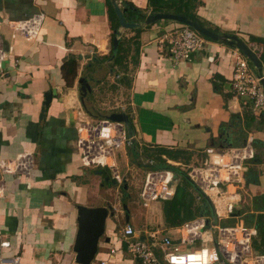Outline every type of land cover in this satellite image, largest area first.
<instances>
[{"label":"crops","instance_id":"1","mask_svg":"<svg viewBox=\"0 0 264 264\" xmlns=\"http://www.w3.org/2000/svg\"><path fill=\"white\" fill-rule=\"evenodd\" d=\"M108 1L0 0V37L6 53L3 73L0 70V160L27 151L34 157L29 174L3 176L0 197V242H10L0 246V254L17 255L21 264H79L74 244L80 206L109 211L91 264H140L123 241L127 224L139 239L152 241V234H166L179 244L181 227L204 217L200 243L190 247L216 246L217 227L244 223L243 204L254 211V197L264 194V159L256 153L247 161L243 187L232 188L241 200L231 215L220 216L207 194L212 206L193 183L195 188L181 180L188 179L194 165L207 162L209 148L239 147L250 135L254 144H264V124L259 123L264 112L244 106L231 90L232 51L237 47L210 38L191 59H175L166 35L183 23H146L152 12L149 0H116L128 7L126 19L139 23L140 29L136 61L133 44L128 66L122 67L113 62L114 54L108 58L112 33L117 28L120 39L132 37L136 27L118 24ZM202 1L195 11L207 27L238 36L260 56L264 0ZM126 3L140 8L145 18L129 14ZM40 16L35 35L16 26ZM72 58L77 62L75 78L63 68ZM81 77L92 88L84 101ZM47 93L52 99L43 112ZM246 110L257 117V127H246ZM113 112H124L130 119L129 124L122 122L130 143L115 148L116 175L106 166L85 164L77 129L82 114L96 122ZM157 169L174 172L177 191L172 199L145 205L140 197L144 177ZM210 224L215 233L206 228Z\"/></svg>","mask_w":264,"mask_h":264},{"label":"built area","instance_id":"2","mask_svg":"<svg viewBox=\"0 0 264 264\" xmlns=\"http://www.w3.org/2000/svg\"><path fill=\"white\" fill-rule=\"evenodd\" d=\"M40 20L41 16L32 21H20L16 26L26 34L35 35ZM166 38L170 45V54L175 59H191L207 43L202 34L186 24H181L175 29L174 34L166 35ZM232 55L234 58V72L231 79L233 95L241 99V103L253 112L258 114L264 112V87L261 76L254 71L250 61L240 49L234 48ZM5 58L4 43L0 37L1 71ZM77 124L78 142L84 149L85 164L106 166L116 175L115 148L130 143L124 124L110 119L93 122L84 114L80 116ZM208 153L207 162L203 165H194L188 175L212 199L216 213L220 216L231 215L241 200L239 194L232 188L243 187L246 182L247 161L255 157L254 137L250 135L242 146L224 150L209 148ZM33 167L34 157L28 151L14 158L1 159L0 197L4 195V175L29 174ZM176 191L177 183L172 170H150L144 177L140 197L147 205L153 201L172 199ZM205 225L206 219L199 217L182 226L179 244L166 234H161L159 238L156 234H152V241L139 239L135 235L134 227L130 224L123 228L122 236L127 250L140 259V264H264V252L253 248V238L257 235V229L243 222L218 226L217 246L201 244L190 247L202 238L201 232ZM9 245L8 240L0 242L3 248ZM115 251V248L111 249L112 253ZM0 264H21V260L17 255L0 254ZM100 264H107V262L102 260Z\"/></svg>","mask_w":264,"mask_h":264},{"label":"water","instance_id":"3","mask_svg":"<svg viewBox=\"0 0 264 264\" xmlns=\"http://www.w3.org/2000/svg\"><path fill=\"white\" fill-rule=\"evenodd\" d=\"M113 5L116 11V14L119 19V23L122 27L125 28H133L137 27L139 23L128 21L125 17V12L128 10V7H121L120 4L113 0ZM130 8H134L130 6ZM174 20L183 24H186L196 31H198L203 36L209 37L213 40H222L233 46H236L240 49L243 54L250 60V62L255 66L258 70L259 75L261 76V83L264 87V66L261 61L260 56L253 50L244 40L239 38L236 35H230L227 33L220 34L206 25H203L197 20L190 18L185 14L179 13H169V12H151L145 18L146 23L156 22L158 20ZM114 33L116 34L113 38V50L116 52L119 48L120 37H119V29H114ZM80 84V92L81 99L84 101V97L91 91V85L85 77H81L79 79ZM46 100L44 102L43 112L45 107L49 105L52 99V93L46 94ZM107 118L114 121L123 122L129 124L130 119L129 116L124 112H113L107 115ZM188 179L196 186V188L203 194L204 198L209 202L212 206L210 198L204 194V192L191 180L190 177ZM109 211L104 206L99 207H87L80 206L79 207V215H78V231L74 244V251L76 252V262L79 264H91L97 251L99 248V242L103 237L106 231V218ZM113 215L114 212L112 211ZM235 214V213H234ZM109 240V239H107ZM217 246V245H216ZM262 252V251H260Z\"/></svg>","mask_w":264,"mask_h":264},{"label":"trees","instance_id":"4","mask_svg":"<svg viewBox=\"0 0 264 264\" xmlns=\"http://www.w3.org/2000/svg\"><path fill=\"white\" fill-rule=\"evenodd\" d=\"M203 1L202 0H149L148 1V6L151 9L152 12H169V13H179V14H185L189 16L190 18L199 21L200 23L204 24V21L198 16V14L195 11L196 6L201 4ZM109 5V10L111 12V16L115 15L116 16V11L114 8L113 3L109 0L108 1ZM127 6H129V14H138L139 18H145L144 15H140L141 9L134 6L132 3H126ZM130 6L135 7L130 8ZM117 17V23L119 24V19ZM169 20V19H168ZM174 21V20H171ZM177 22V21H175ZM117 27V26H116ZM136 31V34L132 37H124L121 38L119 48L116 52L112 50L111 54L108 56V58H111L112 55L114 54V59L113 62L115 64H118L122 67H127L128 63H125L128 61V57L131 54L132 51V45L134 44V50H135V55L132 56L133 60L136 61V55H138V40L137 37L140 33V29L136 27L134 29ZM116 34L112 33V38L111 42L113 44V38ZM206 39H210L209 37L204 36ZM254 38V37H251ZM211 40V39H210ZM261 40V39H257ZM262 42V40H261ZM260 58L261 61L264 63V48L263 51L260 53ZM63 68H68L69 72L72 71L73 76L77 75V62L76 59L72 58L69 61H67ZM249 110H246V113L244 115L245 119V124L247 128H252L253 126H256L257 123V117L254 116L251 112L249 113ZM259 123L262 125L264 124V114L261 115ZM256 142V141H255ZM256 146V144H254ZM162 150V149H159ZM149 156H152V153L149 154ZM158 156V155H157ZM258 157V156H257ZM254 159V158H253ZM160 160V159H158ZM163 162V161H160ZM254 211H251V206L249 204H243V207L241 208V212L244 213L245 221L246 223H249L253 226H255L259 232L261 233V242L258 243L257 240L255 239V249H259L264 252V194L255 196L254 197ZM260 244V247H259Z\"/></svg>","mask_w":264,"mask_h":264},{"label":"rangeland","instance_id":"5","mask_svg":"<svg viewBox=\"0 0 264 264\" xmlns=\"http://www.w3.org/2000/svg\"><path fill=\"white\" fill-rule=\"evenodd\" d=\"M127 31V33H129V35H130V33H131V30H126ZM264 128V127H263ZM254 147H255V153H256V155L257 156H259L260 158H262V159H264V144H259V143H257L256 144V146L254 145ZM181 180H182V185H184V186H187V187H194V185L192 184V182L189 180V179H187V178H185L184 176H182L181 177ZM134 182V181H133ZM128 184V183H130V181H127V182H123L122 184ZM131 188H133V189H135L134 188V186H133V184H132V186H130ZM135 187H136V183H135ZM195 188V187H194ZM120 191H121V189H119ZM123 196H124V194H123ZM245 203H247V202H245ZM215 223L216 222H219V224H230V223H232L231 221H226V222H228V223H226V222H224V221H214ZM244 224H246V225H248V226H253V225H251V224H249V223H246V221L244 220ZM255 227V226H254ZM207 229H212L213 230V232L215 233L216 232V229L210 224V225H208L207 227H206ZM256 228V227H255ZM257 229V228H256ZM255 239L257 240V242L258 243H260L261 242V233L259 232V230L257 229V235L256 236H254V238H253V248L255 249V243H254V241H255ZM200 243V241H197V243L196 244H199ZM259 247H260V244H259Z\"/></svg>","mask_w":264,"mask_h":264}]
</instances>
